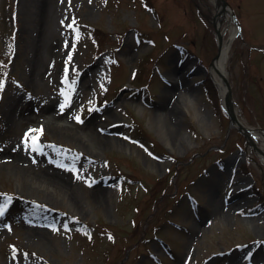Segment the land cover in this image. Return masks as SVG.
<instances>
[{"label": "rangeland", "instance_id": "obj_1", "mask_svg": "<svg viewBox=\"0 0 264 264\" xmlns=\"http://www.w3.org/2000/svg\"><path fill=\"white\" fill-rule=\"evenodd\" d=\"M226 1L0 0V264H264V161L201 83L220 16L264 132V0Z\"/></svg>", "mask_w": 264, "mask_h": 264}, {"label": "bare ground", "instance_id": "obj_2", "mask_svg": "<svg viewBox=\"0 0 264 264\" xmlns=\"http://www.w3.org/2000/svg\"><path fill=\"white\" fill-rule=\"evenodd\" d=\"M217 4V8L221 9V5L220 2H216ZM223 11L225 13H230V11L228 10V8L223 9ZM220 16L215 17L214 19V25L216 28L220 27ZM232 30L229 33V36L231 37L235 31V29L233 30V28H231ZM220 34H221V38H222V42L220 45V50L218 55L213 59L212 63L209 66V74L211 75L212 79L214 80L216 87L218 89L219 95L221 100L224 102V96H225V91L227 89V84L225 83V79H227V72L225 70V64H226V59L228 56V46L229 44H227V39L223 38L224 36V30L220 29ZM43 34V32L41 33ZM232 40V39H231ZM37 48V47H36ZM183 98L185 100L186 103H190L193 104L194 102L192 101L191 97H188L186 95H183ZM229 103L233 106V115L236 116L237 120L239 121V124H241L242 126H245V128H247V133H248V139L250 143H255L256 148L259 152V156L260 159L262 161H264V142H259L257 140V136H261L262 140H264V134L260 133L258 131L257 128L254 127H248V125H246V123L238 116L237 110L235 108L234 105V99L232 97H230V101ZM194 110L197 112V108L193 105ZM172 112V110H171ZM157 122L158 124H162L163 122H165L162 114H160L159 116H157ZM235 123L239 126L238 122L235 121ZM7 156H9L10 158H14L16 160H18L16 163L24 166V168L26 169H33V170H37L38 172V176H42V178H44V180H47L48 182H52L53 184H58L61 183L64 186H66V188H70L69 184L67 183L68 179L66 177L67 173L66 171L62 168V167H56L51 169H45L41 166H36V168H34L32 166L31 163H29L28 161H26L24 158L23 160L16 156V151H7L5 153ZM41 167V168H40ZM68 176V175H67Z\"/></svg>", "mask_w": 264, "mask_h": 264}, {"label": "water", "instance_id": "obj_3", "mask_svg": "<svg viewBox=\"0 0 264 264\" xmlns=\"http://www.w3.org/2000/svg\"><path fill=\"white\" fill-rule=\"evenodd\" d=\"M216 2H220L221 3V7L223 9H225V7L227 6V2L226 0H216ZM216 36H217V43H218V48H217V53L215 54L214 58L218 55L219 50H220V45L222 42V38H221V34L220 31L216 29ZM231 38L227 39V44H229ZM212 62V61H211ZM225 83L227 84V89L225 91V96H224V106L227 108V113L230 117V125L236 127L238 130H240L245 136L247 135V129L242 126L241 124H239V121L237 120L236 116L233 115V106L229 103L230 101V97H231V90H230V85L227 82V79H225ZM238 122L239 126L235 123Z\"/></svg>", "mask_w": 264, "mask_h": 264}, {"label": "trees", "instance_id": "obj_4", "mask_svg": "<svg viewBox=\"0 0 264 264\" xmlns=\"http://www.w3.org/2000/svg\"><path fill=\"white\" fill-rule=\"evenodd\" d=\"M91 35L95 41L96 49L98 51L101 50L100 49L101 45H102L101 34L99 33V31L96 28H92ZM202 83H203V88L205 90V93L208 95L209 100H211L213 102L215 107H219L217 99H216L215 86H214L212 80L209 77H204L202 79Z\"/></svg>", "mask_w": 264, "mask_h": 264}, {"label": "snow or ice", "instance_id": "obj_5", "mask_svg": "<svg viewBox=\"0 0 264 264\" xmlns=\"http://www.w3.org/2000/svg\"><path fill=\"white\" fill-rule=\"evenodd\" d=\"M78 119H79V117H77ZM3 209L2 208H0V211H2Z\"/></svg>", "mask_w": 264, "mask_h": 264}]
</instances>
